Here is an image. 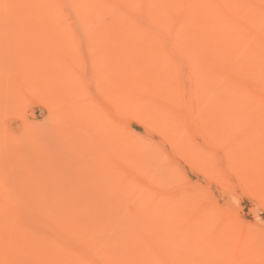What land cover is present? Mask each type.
<instances>
[{"label": "bare ground", "instance_id": "bare-ground-1", "mask_svg": "<svg viewBox=\"0 0 264 264\" xmlns=\"http://www.w3.org/2000/svg\"><path fill=\"white\" fill-rule=\"evenodd\" d=\"M250 37L248 0H0V264H264Z\"/></svg>", "mask_w": 264, "mask_h": 264}, {"label": "rangeland", "instance_id": "rangeland-1", "mask_svg": "<svg viewBox=\"0 0 264 264\" xmlns=\"http://www.w3.org/2000/svg\"><path fill=\"white\" fill-rule=\"evenodd\" d=\"M248 7L249 10L252 12V14H254V16H258L259 20H262V25L264 24V0H248ZM255 25H258V23H255ZM249 46L251 48H258L259 50V46L261 47V51H260V57H262V61L264 64V57H263V53H264V49L261 43H259L255 38L250 37L249 40ZM77 51L78 56L80 57V59L83 61V64L80 66L79 68V72H77L80 76H81V84L80 87L75 88V86L70 87L69 91V100H71V102L68 104V106L71 108H73L74 105H77L80 102H85V100H89L92 99L94 94L96 93L95 89L93 86L88 87L87 83H86V79L88 77V72L86 71V65H88V57H87V50L86 47L84 45V43H80L79 48H75ZM260 69V68H257ZM258 75L262 76L264 75V70H259V72L257 73ZM65 89H67V87L65 86ZM8 105V101L7 100H3L0 99V115L3 113H6V107ZM23 109V114L24 117L27 119H40V115L44 112L43 108L41 105L38 104H30L27 103L25 106H22ZM150 132H152V135L157 137V133L153 132L152 130H150ZM0 147H2V145H0ZM1 150V149H0ZM8 172H6L7 174ZM1 178V177H0ZM5 180L8 181V178L5 177ZM139 181L143 183H147L148 186H152V182L150 180H142L141 178H139Z\"/></svg>", "mask_w": 264, "mask_h": 264}]
</instances>
